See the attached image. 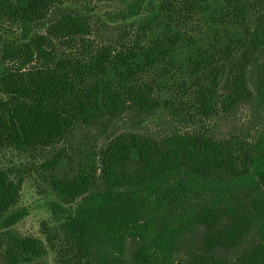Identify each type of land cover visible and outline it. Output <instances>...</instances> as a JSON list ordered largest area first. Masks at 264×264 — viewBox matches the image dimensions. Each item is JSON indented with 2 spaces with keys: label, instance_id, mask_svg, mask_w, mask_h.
Segmentation results:
<instances>
[{
  "label": "trees",
  "instance_id": "trees-1",
  "mask_svg": "<svg viewBox=\"0 0 264 264\" xmlns=\"http://www.w3.org/2000/svg\"><path fill=\"white\" fill-rule=\"evenodd\" d=\"M148 2L0 0L22 31L0 54V154L53 153L55 264H264V0H157L152 21ZM244 105L254 132L216 134ZM158 114L161 132L138 130ZM26 175L0 169V264L49 254L15 230Z\"/></svg>",
  "mask_w": 264,
  "mask_h": 264
},
{
  "label": "rangeland",
  "instance_id": "rangeland-1",
  "mask_svg": "<svg viewBox=\"0 0 264 264\" xmlns=\"http://www.w3.org/2000/svg\"><path fill=\"white\" fill-rule=\"evenodd\" d=\"M214 0H210L213 4ZM149 4V5H148ZM73 6H81L77 3H67L64 8H75ZM91 8L95 10L92 16L97 20H102L105 24H111L110 14L115 10L113 6L107 3L95 4L92 3ZM157 0H149L145 9L143 20H153L157 14ZM58 10L55 9L54 12ZM212 15L210 13L203 16V21L198 25V29L202 30L206 38H211L214 35L213 22H211ZM140 19V20H142ZM139 20V19H138ZM139 20V21H140ZM101 26V25H100ZM43 32V31H42ZM102 30L98 32L96 42L100 43ZM22 39V31L18 27H12L10 24L0 23V54L3 46L7 43L20 42ZM187 58V51L185 49L179 51L175 56V62L179 67H183ZM5 67L0 62V75L4 74ZM161 114L150 118L146 123L140 126L138 130L147 133L161 132L164 128V123L160 117ZM255 112L252 106L244 105L231 116L215 121V133L220 136H226L233 133L249 132L253 133L255 127L258 125L257 120L254 119ZM132 124L129 118H124L119 124L115 126V130L128 129ZM176 125V123H174ZM53 156L52 152L44 151H30L17 152L8 150L0 154V169H15L27 172L25 176V189L21 197L19 207H22L28 213L26 217L15 227V230L24 236L35 235L40 237L48 246L49 254L36 264H55L57 258L56 251L50 247L46 238L54 239L56 233V219L59 214H53L51 204L55 200V196L51 193L48 185L44 182V177L39 174L41 172V165ZM56 240V239H55ZM54 248L57 242L53 243Z\"/></svg>",
  "mask_w": 264,
  "mask_h": 264
}]
</instances>
